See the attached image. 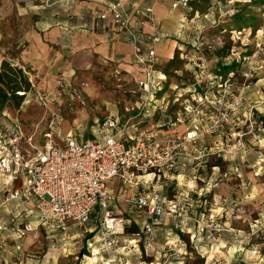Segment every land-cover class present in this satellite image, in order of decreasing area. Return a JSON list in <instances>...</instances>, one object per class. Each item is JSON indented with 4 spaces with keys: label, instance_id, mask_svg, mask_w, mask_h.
<instances>
[{
    "label": "rangeland",
    "instance_id": "374dc122",
    "mask_svg": "<svg viewBox=\"0 0 264 264\" xmlns=\"http://www.w3.org/2000/svg\"><path fill=\"white\" fill-rule=\"evenodd\" d=\"M188 1L189 8L183 4L179 5L180 8L171 5L185 18L180 22L182 50L178 51L173 63L168 64H182L179 77L185 70L192 72L190 64H194L193 69L195 64H216L213 72L220 79H228L229 73L234 74L230 88L240 99L236 106V116L240 119L235 120L231 143L236 141L238 134H242L246 143L245 153L238 157L211 156L213 160L206 172L208 177L214 172L217 176L213 181L200 179L197 184L191 185L192 190H188L201 196L196 210L202 212L204 220L209 204H212L213 213L221 223L220 218L224 219L226 213L217 212L220 202L228 208L231 220L232 216L237 217L233 221L235 232L225 238L228 241L225 257L211 261V254L198 246L202 241H215L208 239L206 230H202L194 215L187 222L176 218L183 233L177 235L170 229L167 218L172 216H166L153 240H149L146 233L135 240L132 238L135 232L141 231L139 228H127L118 235L106 233L101 228L100 208L96 207L93 213L96 217L90 225L97 226V229L82 237L78 245V250H83V246L87 248L86 256L77 257L75 254L44 263L38 260V264H264V0ZM14 7L0 5V64L7 59L14 66L23 68L32 82V90L19 113L25 122L21 126L18 124L17 129L0 117V128L11 133L18 131L22 140L30 139L34 153L45 152V143L50 140L43 137L47 130L52 132V143L62 148L72 136V133L64 134L63 131L73 127L79 131L83 127L84 131L94 134L102 126H108L107 120L111 118L120 123L128 121L130 126L126 137L132 135L137 138L154 125L156 129L152 130V134L161 135L164 127L159 122L160 114L154 113L147 122L145 114L137 115L144 92L136 79L125 70L117 69V64H101L107 67L98 71L96 64H67L69 54L65 49L57 54L63 64H38L35 68L28 62L31 57L25 52L30 42L25 34L41 21L36 22L27 15L29 5H23L22 11ZM42 7L48 8L49 5ZM40 10L47 15L46 9ZM238 13L240 18L236 15ZM172 23L176 22L173 20ZM40 68L42 70L37 77L36 72ZM179 77L167 74L166 90L163 96L158 97L161 105H167V110L174 106L178 109L175 100H179L189 87V80L181 81ZM175 86L181 88L174 100ZM189 99H180V106ZM216 139L217 136L208 143L212 144ZM237 167L239 171L236 172ZM239 174L243 175V179H237ZM226 193L228 195H224Z\"/></svg>",
    "mask_w": 264,
    "mask_h": 264
},
{
    "label": "built area",
    "instance_id": "2783aa9c",
    "mask_svg": "<svg viewBox=\"0 0 264 264\" xmlns=\"http://www.w3.org/2000/svg\"><path fill=\"white\" fill-rule=\"evenodd\" d=\"M180 4L187 5L188 0H179L173 3V7ZM151 13V8L140 11L135 21L127 11L125 0H116L100 18L112 16L119 24L131 40L134 57L144 70L143 77L138 80L144 94L137 115L145 114L148 119L160 111L161 125L166 133L162 137L156 134L148 138L144 132L137 138L126 140L124 132L130 126L128 121L119 124L111 118L107 120L108 126H102L95 137L72 135L62 148L52 143V132L47 130L43 137L50 140L45 143V152L34 153L30 139L22 140L18 131L11 133L0 128V165L11 173L12 179L24 175L23 187L8 191L4 203L35 199L32 215L38 223L56 220L64 232L67 229L65 221L86 224L99 207L103 211L105 232L123 234L128 219L117 214L112 207L116 197L108 188L109 181L119 179L125 186L135 189L126 203L142 220L148 239L153 240L164 217L172 216L187 222L193 218L196 205L202 199L182 184L172 198L159 192L147 194L139 189L144 184L141 176L173 174L181 170L184 175L194 178V171H207L211 156L238 157L245 153L242 134L231 143L235 120L240 119L236 116L240 99L230 88L233 73L228 74V79H220L211 64H195L192 77L188 79L189 87L180 97L190 99L181 107L180 99L175 100L181 86H175L172 98L178 103L177 110L169 112L167 105L158 101L167 85V75H154L158 63L157 46L164 35L157 29L148 33L141 29L147 23H154ZM173 73L180 74L181 71L177 69ZM215 136L217 139L209 144ZM209 205L206 219L197 223L206 230L210 241H216L219 236L215 233H222L224 226L213 213V205ZM0 230L21 237L34 230V226L31 222L21 224L14 216L8 223L0 224Z\"/></svg>",
    "mask_w": 264,
    "mask_h": 264
},
{
    "label": "crops",
    "instance_id": "0c3cea01",
    "mask_svg": "<svg viewBox=\"0 0 264 264\" xmlns=\"http://www.w3.org/2000/svg\"><path fill=\"white\" fill-rule=\"evenodd\" d=\"M115 1L116 0H0V5H14L15 9L18 7L22 11L23 5L27 4L30 9L27 15L33 17L36 22L39 20L41 21V23L37 24V27L33 26V28L25 34V37H28L27 41L30 42L28 50L26 49L27 52L25 53H29L31 58H28V62L34 64L35 68L38 67V64H63V62H60L61 57L57 56V54L63 52L61 51L62 49H65L69 54L66 57L68 61L67 64H96L95 69H97V71L101 69V67H107L101 64H110L111 66L112 64H117V69L125 70L129 76L138 81L143 77L144 70L134 57L131 40L112 16H108L106 19L100 18L101 13L107 10L109 5ZM177 1L179 0H125L127 11L135 21L138 19V12L151 8V15L153 16L154 23H147L143 28L141 27V29L145 33L157 29L164 35L162 42L157 46L158 63L155 68L159 69L154 72L155 77L161 74L167 75L177 69L180 70L179 68L182 66V64H168L171 62L173 63L178 55V51L182 50L180 41L183 40V37L180 31V22H183L185 17L182 13L174 11L176 9H173L171 6ZM45 5H49V7H42ZM40 8L46 9L47 15H44L45 13L41 12ZM20 14L23 15L22 12ZM43 16H45V18ZM178 16H182V18H178ZM173 20L176 23L173 24ZM33 24L35 25V23ZM172 25L174 26L170 29L169 26ZM168 32L172 34L170 35ZM120 43L121 46H119ZM184 65L186 66L187 64ZM193 65L194 64H190L192 72L189 70L184 71L183 75L185 77H192L194 70ZM41 68L47 67L43 66ZM41 68L39 70L37 69V77L42 70ZM175 110H177V108L171 109L169 112ZM157 114H160L159 122H163L161 112L159 111ZM147 120L146 118L145 122H147ZM118 123L120 124V122ZM153 129H156L155 125L144 133L145 137L152 138L154 136L152 134ZM163 129L161 137L167 131L165 128ZM127 131L124 132V137L126 140H129L133 136L128 134L129 137H126ZM97 132L98 131L94 134L90 131L86 132L83 127H81L79 131L74 127L63 131L64 134L72 133V135L79 138H93L96 136L95 134ZM212 160V158L208 160L207 168H210L209 163ZM193 174L194 178L189 177V175H184L180 170L173 174L157 176L143 175L140 177V180L144 184H142L139 189L145 190L147 194L159 192L167 198H172L175 196L180 184L186 187L187 190H192L193 187L191 185L197 184V181L200 179L207 178L213 181L217 176L215 172L210 177H208L207 172L202 173L194 171ZM240 174L237 176V179H243L244 174L242 176ZM23 185V173L18 175L15 179H12L11 173L7 169H3L0 165V224L8 223L10 219L16 216L21 224L31 222L34 226V230L27 232L21 237L9 235L0 230V264H38V260L44 263L48 262L46 260L54 262L60 257L67 258L75 254L77 257H80V255L86 256L88 253L87 248L83 246V250H78L80 248L78 245L82 237L96 231L97 226L90 225V222L96 216L93 214L90 221L83 225L77 224L71 220L65 221L67 227L65 232L60 229L56 220L39 224L32 215L35 207V199H21L10 204L4 203V198L8 191L21 189ZM108 188L116 197V202L112 204V207L116 210L117 214L123 215L128 219L126 229L135 227L141 230L135 232L132 239L137 240L142 238L144 234L143 222L132 213L126 203V199L129 198L135 189L125 186L119 179L109 181ZM224 195H228V193ZM215 197L217 196L215 195ZM224 198L228 200L227 197ZM219 205L220 206L217 207L218 210L216 209L217 212L226 213L224 219L221 220L220 218L221 223L224 225L223 232L219 235L215 233V235L219 237L213 243L202 241V244H198V246H201V248H204L211 254V261L219 259L220 257H225V249L228 242L225 238H228L235 232L233 221L237 219V217L232 216L231 220L228 208L224 206V203L220 202ZM100 213L101 228H103V211L100 210ZM201 215L202 212L199 211V209L194 212V218H196V220L203 219ZM222 217L224 216L222 215ZM167 219L170 220V229L176 231L177 235L183 233L180 227V220L178 221L174 217ZM197 247H195V249ZM90 258L91 257H88V259Z\"/></svg>",
    "mask_w": 264,
    "mask_h": 264
},
{
    "label": "trees",
    "instance_id": "16d2710c",
    "mask_svg": "<svg viewBox=\"0 0 264 264\" xmlns=\"http://www.w3.org/2000/svg\"><path fill=\"white\" fill-rule=\"evenodd\" d=\"M191 2V0H190ZM189 3V1H188ZM188 5V4H187ZM188 5L187 8H189ZM240 18V13L236 14ZM243 23V21H241ZM211 45V44H210ZM209 49V46H207ZM215 68L216 64H211ZM169 75H176L179 77L181 74L169 73ZM190 77L182 75L179 80L186 81ZM168 87V86H167ZM166 89V88H165ZM32 90V82L29 80L25 70L19 66H14L9 60L4 59L0 66V117L9 121L17 129L24 123L19 113L24 107V101ZM20 92H24L21 94ZM175 108H171L172 110ZM100 212V210L98 211ZM100 214V213H99Z\"/></svg>",
    "mask_w": 264,
    "mask_h": 264
},
{
    "label": "bare ground",
    "instance_id": "6f19581e",
    "mask_svg": "<svg viewBox=\"0 0 264 264\" xmlns=\"http://www.w3.org/2000/svg\"><path fill=\"white\" fill-rule=\"evenodd\" d=\"M159 9V8H158ZM159 12V11H158ZM160 13V12H159ZM164 13V12H163ZM162 13V14H163ZM161 14V13H160ZM172 42V41H171ZM119 46H121V43L119 44ZM128 47V46H127ZM124 50V49H123ZM125 51H127V50H125ZM125 51H123V52H125ZM129 51V50H128ZM138 70V69H137ZM89 83H90V81H89ZM90 85H92L91 83H90ZM111 183V182H110ZM114 184V183H113ZM228 184V183H227ZM221 186V185H220ZM227 188H228V186H227ZM219 189V188H218ZM228 191V190H227ZM220 192V191H219ZM119 204H120V202H119ZM126 204V203H125ZM124 208V207H123Z\"/></svg>",
    "mask_w": 264,
    "mask_h": 264
}]
</instances>
